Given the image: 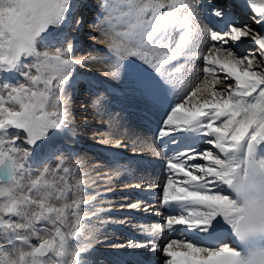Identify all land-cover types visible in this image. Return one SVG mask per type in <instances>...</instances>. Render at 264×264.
<instances>
[{
	"label": "snow or ice",
	"instance_id": "obj_1",
	"mask_svg": "<svg viewBox=\"0 0 264 264\" xmlns=\"http://www.w3.org/2000/svg\"><path fill=\"white\" fill-rule=\"evenodd\" d=\"M248 2L256 34L232 21L202 31L224 16L210 0H99L106 54L77 60L63 31L83 26L77 0H0V264H88L82 221L95 197L71 183L72 154L56 138L74 133V68L99 61L118 75L127 58L152 70L145 95L166 86L175 96L158 138L178 144L172 133L183 132L211 146L167 159V215L128 247L158 251L163 264H264V0ZM245 37L258 53L241 49Z\"/></svg>",
	"mask_w": 264,
	"mask_h": 264
},
{
	"label": "bare ground",
	"instance_id": "obj_2",
	"mask_svg": "<svg viewBox=\"0 0 264 264\" xmlns=\"http://www.w3.org/2000/svg\"><path fill=\"white\" fill-rule=\"evenodd\" d=\"M98 2L99 0H77V7L82 6L83 8L80 13L82 16L84 15V22L88 18L87 14L91 17L88 18V23H83L79 30L74 26L71 31H66L76 41L74 59L80 60L88 56L103 57L106 54L108 39L99 35L94 27V22L99 19ZM210 2L220 7L224 16L221 18L211 16L207 21L202 20L200 25L202 31L205 30V25L209 29H223L226 21L231 20L239 23L241 20L242 24L248 23L247 25L253 29V34H256L258 26L254 22L255 13L251 10L248 0H210ZM207 3L208 0H206ZM226 4H231L234 8L233 13L226 9ZM113 23L117 22L113 20ZM92 34L95 36L91 38ZM68 39L71 41L70 37ZM83 40L84 42H82ZM243 41L240 46L242 50L259 52V48L251 42L250 37L243 38ZM72 42L74 43V41ZM190 66L202 68L203 62L196 59L190 62ZM73 71V86L69 88L68 96L70 97L69 107L72 113L74 133H69L68 137H57L56 140L57 146L67 149L72 154L70 158L76 161V166H79L77 173H80L81 176L77 175L82 178L84 183L85 198L95 197L91 205L86 207L85 219L82 221L84 231L81 239H88L91 245L90 256L109 258L111 264H120L124 259L130 257L137 259V253L132 255L130 250L137 251L142 254V257L153 259L158 264H163L164 257L160 252L147 248H131L128 247V244L129 241L135 242V240H137L135 243L147 242L143 229L159 224L164 217L159 208V197L167 179L168 169L159 166V155L148 135L141 133L139 137L132 140L138 144L133 143L136 146L134 145L132 148L131 145L129 148L126 146V139L124 140L129 133L123 134V130L119 128L125 122L124 117L120 115L122 119L118 121L121 124L117 123V126L116 122H112V120L107 119L109 122L99 120L98 115L102 107L105 110L109 106L117 110L119 108L117 112L114 110L118 116L122 114L124 95L130 93V96L136 101L138 111L141 105L142 109L144 107V113L148 119L147 125L151 128L158 119L162 122L165 110L170 103L175 102V96L172 94V99L165 107L153 108L135 86V80L137 81L138 78L152 79V70L145 66H133L127 59L123 62L118 75H113L109 64L99 61L87 65H77ZM220 75L223 76V74ZM188 78L187 73L180 76V79L185 81ZM142 99H145L148 105ZM147 125L145 124L144 128H147ZM117 127L120 131H117ZM210 147L201 142L200 149ZM80 151H84L85 155L79 154ZM74 152H77L78 155ZM65 153L68 154V152ZM141 158H145L148 162L152 161V165L143 166L137 161ZM120 159L124 161L122 162ZM130 160H132V164L128 163ZM133 165L144 170L147 177L139 178L138 176H144V174L141 171L133 172L134 169L130 167ZM74 168L76 169L75 166ZM138 172L141 175H138ZM115 179H119L120 183L115 184ZM111 193L121 197L113 206L111 204L114 201L111 202L108 199L111 197ZM132 204H138L139 207L131 208ZM92 212L96 214L92 215ZM109 228H112L113 233ZM107 236L109 239L104 240Z\"/></svg>",
	"mask_w": 264,
	"mask_h": 264
},
{
	"label": "rangeland",
	"instance_id": "obj_3",
	"mask_svg": "<svg viewBox=\"0 0 264 264\" xmlns=\"http://www.w3.org/2000/svg\"><path fill=\"white\" fill-rule=\"evenodd\" d=\"M79 8V12L83 9L82 8V6H79L78 7ZM90 14H91V12H90ZM88 18H90L91 16H89V14H87L86 15ZM247 16H250V15H248L247 14ZM83 17H84V15H83ZM88 18L87 19H85V22H84V24H87L88 22ZM116 21V20H115ZM117 22V21H116ZM251 22H253V21H251ZM118 23V22H117ZM243 24H248V23H243ZM84 26H86V25H84ZM72 29H74V26H73V28H71V29H67V28H65L63 31L66 33V31H71ZM66 34H68V38L70 37V39H71V41H74V44H75V40L72 38V35L70 34V33H66ZM93 35V34H92ZM90 36L91 38L92 37H94L95 35H93V36ZM82 42H84V40L82 41ZM86 42V41H85ZM91 45V44H90ZM74 53H76V51L74 52ZM127 60H129L134 66H136V67H141V66H144L143 64H142V62L141 61H139V60H137V59H135V58H127ZM128 61V62H129ZM129 62V63H130ZM130 63V64H131ZM131 64V65H132ZM146 67V66H145ZM69 90V89H68ZM84 93V92H83ZM91 96V95H90ZM124 111H123V113L122 114H119V112H118V114H119V116L117 115V111L119 110V108H118V110L117 109H115L114 107L112 108V107H108V109H105L104 110V108L102 107V110H101V112H100V114L98 115V117H99V120H101V121H105V122H109L110 120H112V122H116V125L118 126V124L117 123H119V124H121L120 123V121H118V120H120V119H122V117L121 116H123L124 118V121L125 122H123V124H121V127H119L120 129H122L123 130V134H127V133H129L126 137H125V135H124V140H125V142H127V145L126 146H128L129 148H133V146L135 145V144H138V143H136L135 141L133 142L132 140L133 139H136L137 137H139L140 135H141V133H143V135H144V129H143V124L140 122L141 120H140V118H139V115H138V106H137V104H136V101H134L133 100V98L130 96V93H125V95H124ZM129 103H130V105H129ZM103 106V105H102ZM111 106H112V104H111ZM106 107H107V105H106ZM112 108V109H111ZM114 110H116V112L114 111ZM108 111V112H107ZM126 111V112H125ZM105 113V114H103V113ZM116 114V115H115ZM123 114H125V115H123ZM121 115V116H120ZM114 116V117H113ZM115 116H117L118 118H116ZM121 117V118H120ZM96 119H97V117H96ZM109 121H108V120ZM116 119V120H115ZM115 120V121H114ZM104 122V123H105ZM128 127H130V128H128ZM141 127V128H140ZM139 128V129H138ZM116 129H118V127L116 128ZM125 130H127V132H125ZM132 130V131H131ZM117 131H120L119 129L117 130ZM131 132V133H130ZM140 133V134H139ZM131 136V137H130ZM129 139H131V140H129ZM128 140V141H127ZM132 141V142H131ZM18 143H19V141H18ZM133 143H135V144H133ZM132 145V146H131ZM131 146V147H130ZM136 146V145H135ZM149 146V145H148ZM135 149H136V147H134ZM75 153V152H74ZM77 153V152H76ZM75 153V154H76ZM83 153V154H82ZM127 153V152H126ZM65 155H67L66 153H64ZM79 154H81V155H85V152L84 151H80L79 152ZM77 155H78V153H77ZM120 161H124L123 159H120ZM74 162V163H73ZM66 166H68V167H70L71 169H73V171L74 172H77V166H76V161L75 160H73L72 158H70L69 159V162H68V164H66ZM74 166L76 167V169L74 168ZM132 169H134V171L133 172H137V171H141V173L142 174H144V176H138L139 178H145V177H147V176H145V172H144V170H141L140 168H138V167H134V165L133 166H130ZM140 172H138V175H141V173L139 174ZM79 175H80V173H78ZM132 175H134V174H132ZM81 176V175H80ZM80 176H78L77 174L74 176V179L71 181V183H73V184H75V182L76 181H80V180H82V178L80 177ZM135 176V175H134ZM116 180V179H115ZM116 183H120V180L119 179H117L116 181H115V184ZM112 194V193H111ZM115 197V198H114ZM120 196H118V195H112L111 197H109L108 199L111 201V202H113V204L115 205L116 203L115 202H117L118 200L117 199H119L120 200ZM90 223V222H89ZM109 230L113 233V230H112V228H109ZM107 238V239H106ZM109 238H108V236L107 237H105V239L104 240H108ZM95 257V258H94ZM91 256L89 259L91 260V262H90V264H98V262L99 261H101V259H99V258H97L96 256ZM108 264H111V262L110 263H108Z\"/></svg>",
	"mask_w": 264,
	"mask_h": 264
}]
</instances>
